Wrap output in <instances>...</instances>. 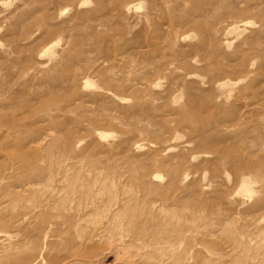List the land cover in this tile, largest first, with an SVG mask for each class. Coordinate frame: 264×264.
Returning a JSON list of instances; mask_svg holds the SVG:
<instances>
[{"label":"rangeland","instance_id":"obj_1","mask_svg":"<svg viewBox=\"0 0 264 264\" xmlns=\"http://www.w3.org/2000/svg\"><path fill=\"white\" fill-rule=\"evenodd\" d=\"M0 264H264V0H0Z\"/></svg>","mask_w":264,"mask_h":264}]
</instances>
